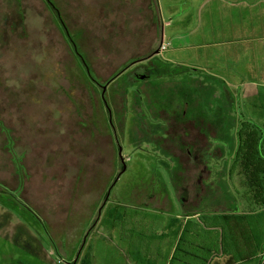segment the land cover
I'll use <instances>...</instances> for the list:
<instances>
[{
    "label": "rangeland",
    "instance_id": "374dc122",
    "mask_svg": "<svg viewBox=\"0 0 264 264\" xmlns=\"http://www.w3.org/2000/svg\"><path fill=\"white\" fill-rule=\"evenodd\" d=\"M53 2L93 76L47 0H0V264H71L75 254L57 249L80 236L110 184L103 209L112 211L116 201L148 204L144 192L177 169L187 171L184 186L194 187L195 171L213 169L229 189L241 121L264 126L259 72L227 82L230 93L203 69L127 80L149 62H132L151 43L148 0ZM187 110L204 119L171 117ZM107 230L90 239L98 258L105 251L118 264L114 246L100 241L114 238Z\"/></svg>",
    "mask_w": 264,
    "mask_h": 264
},
{
    "label": "crops",
    "instance_id": "0c3cea01",
    "mask_svg": "<svg viewBox=\"0 0 264 264\" xmlns=\"http://www.w3.org/2000/svg\"><path fill=\"white\" fill-rule=\"evenodd\" d=\"M157 8L166 18L161 42H170L158 55L167 62L208 71L225 93L229 81L264 74V0H157ZM230 170L227 190L213 169L195 171L194 187L183 185L187 171L180 170L177 179L144 192L148 204L114 201L109 227L98 229L114 238L100 241L114 246L118 264H264V203L241 200ZM159 201L163 206H155ZM106 257L95 254L94 264H111ZM23 258L20 264H37Z\"/></svg>",
    "mask_w": 264,
    "mask_h": 264
},
{
    "label": "trees",
    "instance_id": "16d2710c",
    "mask_svg": "<svg viewBox=\"0 0 264 264\" xmlns=\"http://www.w3.org/2000/svg\"><path fill=\"white\" fill-rule=\"evenodd\" d=\"M47 1L53 8H55L58 18L62 21V26L66 30L67 37L70 38L72 42L74 53L77 57L83 59L86 72L92 78L93 73L91 72L89 65L86 63L84 55L81 54L82 52L80 51L76 40H74L75 38L71 34L68 25L61 17L57 6L53 0ZM154 2L157 5V0H148L147 5L145 6V8H147L150 12L149 16H147V23L153 29L151 43H149V47L147 48V56L137 57L132 61H138L146 57L149 62L138 65L127 75V80L131 83L159 77L175 76L191 71L188 66L169 63L156 53L161 37L162 20H159L158 17H156V7L152 6ZM12 25L13 28L16 26L14 22H12ZM106 107L108 108V105H106ZM194 114L197 117L204 119L201 117L199 112H190V110H187L185 115H181V117L179 113L173 112L171 117L180 122L181 120L189 119ZM177 166L175 167L176 169ZM176 171H180V169H177ZM176 171L172 174V177L177 179L178 172ZM230 171V179L233 182V186L236 188L235 191L239 194L241 200L255 203L256 205L264 203V127H261L259 124L249 120L241 121L237 132V147L235 149V156L233 158ZM111 186L112 184L107 187L101 202H97L95 215L91 222L87 223L83 228L80 236L78 238L76 237L72 243L63 242L62 248L60 247V249H57L59 255L62 254L60 252L62 249L73 251V254L75 255L69 259V261L71 260V264H94V242L93 239H90V236L91 234L96 233L94 230H98L100 226H104L100 225L101 221H98L95 224L97 217L99 218L101 215L102 220L104 219L105 221L107 213L109 214L112 210L109 206L106 208L108 212H105V208L103 209L105 205L103 202L104 198ZM105 222L110 224L107 221Z\"/></svg>",
    "mask_w": 264,
    "mask_h": 264
},
{
    "label": "built area",
    "instance_id": "2783aa9c",
    "mask_svg": "<svg viewBox=\"0 0 264 264\" xmlns=\"http://www.w3.org/2000/svg\"><path fill=\"white\" fill-rule=\"evenodd\" d=\"M169 44H170L169 41L163 40L160 44L159 49H158V53H160V54L163 53L168 48ZM59 262H60V260H59Z\"/></svg>",
    "mask_w": 264,
    "mask_h": 264
},
{
    "label": "water",
    "instance_id": "95a60500",
    "mask_svg": "<svg viewBox=\"0 0 264 264\" xmlns=\"http://www.w3.org/2000/svg\"><path fill=\"white\" fill-rule=\"evenodd\" d=\"M157 52H158V49L156 50V53H157ZM121 149H122V148L120 147V151H119V153H120V155H121V157H122ZM122 159H123V157H122ZM124 168H125V164H124ZM124 168H123V169H124Z\"/></svg>",
    "mask_w": 264,
    "mask_h": 264
}]
</instances>
